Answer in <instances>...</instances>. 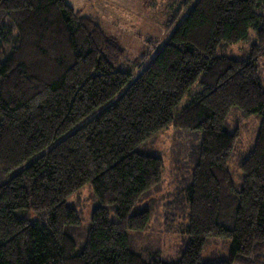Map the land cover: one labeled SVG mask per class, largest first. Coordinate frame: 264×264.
Instances as JSON below:
<instances>
[{"label": "trees", "instance_id": "obj_1", "mask_svg": "<svg viewBox=\"0 0 264 264\" xmlns=\"http://www.w3.org/2000/svg\"><path fill=\"white\" fill-rule=\"evenodd\" d=\"M263 1L192 0L152 56L130 60L67 0H0V264H264ZM251 27L247 58L218 54ZM232 107L261 118L240 188ZM170 126L198 144L169 209L187 240L163 259L133 239L150 211H132L164 167L138 147ZM86 184L99 205L85 230L68 199ZM212 238L230 240L225 259L202 258Z\"/></svg>", "mask_w": 264, "mask_h": 264}, {"label": "rangeland", "instance_id": "obj_2", "mask_svg": "<svg viewBox=\"0 0 264 264\" xmlns=\"http://www.w3.org/2000/svg\"><path fill=\"white\" fill-rule=\"evenodd\" d=\"M190 1L192 0H67V3L80 11V14L98 21L106 35L117 41L125 56L136 60L144 55L148 58V55L154 54L151 45L156 47L166 40L172 27H168L169 23L174 24L180 20L190 7ZM257 11L264 18V1ZM256 37V30L251 27L246 40L225 44L218 54L238 59L247 58L253 43H256ZM259 63V76L264 88V55L260 57ZM193 89L197 91L199 88L194 86ZM186 99L187 97L180 108L186 104ZM260 122L259 115L244 116L237 107H232L227 116L226 130L230 133L238 132L228 165L237 188L242 184L240 164L252 149ZM195 139V135L170 126L138 147L139 152L161 157L164 167L160 183L148 191L132 211L134 213L148 209L151 213L147 229L141 236L133 239L142 251L147 253L151 249L163 259L175 257L187 240L180 230V222L183 221L181 214L174 216L169 209L173 200H177L191 181L197 159L194 151L198 142ZM68 204L76 208L82 227L86 230L93 210L99 205L91 185L86 184L73 193ZM166 214L172 221L167 220ZM111 218L115 220V214H111ZM84 240H80L79 246ZM135 243L133 242L134 245ZM206 245L202 258L208 262H216L226 258L231 242L226 238H212Z\"/></svg>", "mask_w": 264, "mask_h": 264}]
</instances>
